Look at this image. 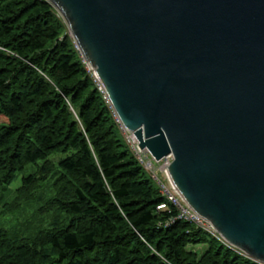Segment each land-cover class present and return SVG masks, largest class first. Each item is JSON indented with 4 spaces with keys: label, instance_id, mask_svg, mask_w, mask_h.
I'll list each match as a JSON object with an SVG mask.
<instances>
[{
    "label": "trees",
    "instance_id": "1",
    "mask_svg": "<svg viewBox=\"0 0 264 264\" xmlns=\"http://www.w3.org/2000/svg\"><path fill=\"white\" fill-rule=\"evenodd\" d=\"M112 112L56 9L0 0V264H260L177 218ZM40 187L46 225L10 221Z\"/></svg>",
    "mask_w": 264,
    "mask_h": 264
},
{
    "label": "water",
    "instance_id": "2",
    "mask_svg": "<svg viewBox=\"0 0 264 264\" xmlns=\"http://www.w3.org/2000/svg\"><path fill=\"white\" fill-rule=\"evenodd\" d=\"M183 202L264 264V0H46Z\"/></svg>",
    "mask_w": 264,
    "mask_h": 264
},
{
    "label": "built area",
    "instance_id": "3",
    "mask_svg": "<svg viewBox=\"0 0 264 264\" xmlns=\"http://www.w3.org/2000/svg\"><path fill=\"white\" fill-rule=\"evenodd\" d=\"M82 60H83V58H82ZM83 62L85 63L87 70L92 74L93 80L96 83L98 90L103 94L104 99L108 103L102 86L100 85V83L98 82V80L96 79V77L93 74V69L89 66V64L87 62H85L84 60H83ZM112 113H113V118L118 125V129H119V132L122 136V139H123L124 143L126 144L129 152L132 154V156L135 158V160L138 162V164L152 178L154 183L157 185L161 195L168 202H170L171 204H173L177 208V210H178L177 218L183 219L186 221H191V222L197 224L198 226L204 228L205 230L209 231L210 233L217 235L219 237V235L214 231V229L211 227V225L207 221H205L203 218H201L199 215H197L193 210H191L183 202L181 197L178 195V193L176 192V190L172 186L166 172L164 171L168 167L170 162L172 161V155L168 154V155L162 157L160 160L156 161L151 156V154L147 151V149H145V148L140 149V147L138 145V140L136 139L135 135L132 132L128 131L121 124V122L119 121V119L116 116V114L114 113V111ZM166 207H167L166 202H162L159 205H157V209H159V210L165 209ZM173 220H174V218L172 219V221Z\"/></svg>",
    "mask_w": 264,
    "mask_h": 264
},
{
    "label": "rangeland",
    "instance_id": "4",
    "mask_svg": "<svg viewBox=\"0 0 264 264\" xmlns=\"http://www.w3.org/2000/svg\"><path fill=\"white\" fill-rule=\"evenodd\" d=\"M58 158H59V156L56 155L50 159L55 161ZM27 170H29V166L27 167L26 171ZM20 179H21V174L17 173V177L10 183V185L8 186V189L15 190V188H17L20 184ZM47 193L48 192L45 189H43V187L38 188L37 192L32 195V199H29L24 204L19 206V209L17 210L18 213L12 215L10 221H13V222H16V220L19 222L25 221L27 223H30L29 225H32V226L46 225L47 220H44V219L41 220V217L37 214V212L39 211L40 208H42V206H43L42 205V202H43L42 199L47 195ZM8 197H10V194L8 195ZM15 217H17V218H15ZM4 222H5V226H7V224H9V223H6V221H4ZM189 247L197 249L199 252L203 249L202 245H198V246H191L190 245Z\"/></svg>",
    "mask_w": 264,
    "mask_h": 264
},
{
    "label": "bare ground",
    "instance_id": "5",
    "mask_svg": "<svg viewBox=\"0 0 264 264\" xmlns=\"http://www.w3.org/2000/svg\"><path fill=\"white\" fill-rule=\"evenodd\" d=\"M224 242V241H223Z\"/></svg>",
    "mask_w": 264,
    "mask_h": 264
}]
</instances>
